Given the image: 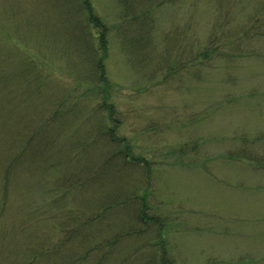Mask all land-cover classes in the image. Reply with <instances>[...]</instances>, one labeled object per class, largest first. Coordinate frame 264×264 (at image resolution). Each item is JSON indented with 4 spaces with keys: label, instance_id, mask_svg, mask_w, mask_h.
I'll list each match as a JSON object with an SVG mask.
<instances>
[{
    "label": "rangeland",
    "instance_id": "1",
    "mask_svg": "<svg viewBox=\"0 0 264 264\" xmlns=\"http://www.w3.org/2000/svg\"><path fill=\"white\" fill-rule=\"evenodd\" d=\"M124 1L90 0L109 29L108 102L118 136L152 169L150 221H140L138 201L123 203L140 199L144 172L109 160L113 146L104 136L95 141L87 126L95 118L89 106L98 123L112 125L96 111L101 98L93 90L102 87L88 78L101 52L93 51L79 1L0 0V145L15 159L7 225L21 219L29 228L27 236L17 228L0 233V253L10 243L23 249L42 241L32 222L47 204L28 207L45 195L63 208L48 210L55 222L62 212L93 220L86 238L56 247L52 264L73 254L79 264H158L160 257L161 264H264V0ZM208 46L212 59L192 63ZM24 48L41 65L30 61L31 75L25 61L18 67ZM55 99L89 106L46 122ZM116 236L113 247L108 241Z\"/></svg>",
    "mask_w": 264,
    "mask_h": 264
},
{
    "label": "trees",
    "instance_id": "2",
    "mask_svg": "<svg viewBox=\"0 0 264 264\" xmlns=\"http://www.w3.org/2000/svg\"><path fill=\"white\" fill-rule=\"evenodd\" d=\"M79 3V10L81 12V14H85L86 17V21L84 20V25L86 26L87 23L89 26L92 27L89 28L90 29V35L92 36L93 40L95 41V44L92 45L94 48V53L98 54L100 53V57L97 59V61L94 60V70L93 73L91 74V76L88 79H94L91 82H93L96 85L101 84V91H99L98 88H96L94 91V94L96 96V100L99 101L100 99V106L98 105V108L96 109L97 112L103 113L104 115V119L102 121L108 122L110 121V124L112 125L110 128H107V124H102V122L98 123L97 121V115L95 114V111L92 110L94 108H92L91 106L87 105L85 102H77V103H72V102H66L63 97V99H55L54 100V105L51 104L50 107V112H48V119L46 122L51 121V119L56 118L59 115L62 114H68L69 116H71L72 118L75 116V114H77V112L75 111V109L79 106H81L82 104H85L86 106H89L90 109H88V113L87 115L92 116L94 115L95 118L93 120H89L87 126L93 130V132L95 133V141H98L101 137L104 136L105 140H106V144H111L114 148V153H112V156L109 160H114V161H119V159L121 161H124L127 166H132L135 169L141 170L144 172V176H145V180L147 185L146 188L144 189V192L142 194V196H139L140 199L136 200V198H130L127 200H124L123 203H127V202H133L135 203V201H138V204H141L142 207L140 209V221L142 220H147L150 221V219L148 218V192L151 188V167H150V163L146 160H144V158L136 156L133 152V149L130 145V143L128 142V140L126 138H121L120 136H118V130L120 128V123L118 122L116 116V109L115 106L112 103H109L108 101L111 98V90H110V82L107 79L106 76V66H105V61L108 58V54H109V49H108V41H107V36H108V32L109 29L108 27L103 24L101 22V19L99 16H97L95 14V10H94V6L92 5V3L90 2V0H78ZM123 4L126 6L125 1L122 0ZM127 11V9H126ZM137 18V17H136ZM135 19V17L133 18ZM10 39V37H9ZM9 43H11L9 41ZM97 45V46H96ZM16 46V45H15ZM211 46H208V48L203 51L202 53H200L198 56L197 54H193L191 57V61L192 63H196L198 60L200 59H204L205 61H210L212 59L213 56V52H212V48L209 50ZM20 49L22 47H19ZM26 48H24V50H20L18 51L19 57L23 56V58L21 59V62L19 61L18 64V60H14L20 67L22 65V62L25 61L26 63V68L24 69L25 72L28 73H33L32 67L29 65L30 61L31 63L35 64V66L37 67H41L40 64H38L35 61H32L28 58H25L26 55ZM11 55L12 51L9 52ZM38 54H42L41 52H38ZM36 69V68H35ZM69 69V68H68ZM23 70V72H24ZM30 73V75H31ZM70 74V73H69ZM28 75V76H30ZM44 77V75H42ZM31 77V76H30ZM41 77V76H40ZM72 78H73V74H72ZM42 79V77H41ZM46 81H43V83ZM66 94V92H65ZM64 94V96H65ZM57 98V97H56ZM62 108L61 110H59V108ZM83 107V106H82ZM85 110L87 107H84ZM87 111V110H86ZM50 116V117H49ZM103 135H102V134ZM34 138H36L34 136ZM0 144H3V140L0 137ZM102 144V143H100ZM111 147V146H110ZM3 145H0V168L4 170H2V173H0V178H2V186L0 184V189H1V194H2V198L0 199V233L2 234H7L8 230H11L13 228H17V232L23 233V235L25 234L26 236L29 234V228L27 227L26 224H22L24 222V220L20 219V222H17L15 224H12L11 227L8 228L9 225H7V217L9 216L10 212L7 213V203H8V194H9V188L11 186L12 183V175H13V171H14V167L13 164L15 163V159H10V158H5L3 151H2ZM6 160H11L9 162L6 163ZM32 161V158H31ZM24 162V161H23ZM12 163V164H10ZM19 164V163H18ZM32 165V164H31ZM106 165V164H105ZM104 165V166H105ZM101 168L99 167L100 170ZM24 171H28V170H32L31 166L28 170H26L23 167ZM97 174H95L96 177ZM91 178L89 176H85L84 178V182L81 183V185L83 186L86 181ZM77 179V178H76ZM74 179V180H76ZM74 180H71V184L69 186V188H67V190H72L73 189V185H74ZM5 182V183H4ZM61 183H62V178L58 181V185L61 188ZM56 184V185H57ZM56 185L54 188H51L49 193H51L52 191L56 190ZM76 186H79V184H77ZM81 186V187H82ZM47 197V196H46ZM59 199H50L48 200V198L45 199V195L36 198H33V203L28 207V212H31V208L32 207H43L45 206V204H47L49 207H47V205L43 208H37V209H47L45 212H42L41 210H37V214L39 215H35L33 216L35 218V220L32 222L33 224V228L34 230H39L41 233H43L44 238L42 239V241L40 243H32V242H27L24 244V246L22 247L23 249L19 248L17 243H10L7 247V250L4 253H0V264H39L40 260H39V255H43V257H46L47 259H49V263L52 264L53 263V253L55 251V249L59 248V246H62V244H65L66 241L68 240H72L74 237H85L88 233H89V229H88V225L90 222H93L92 219H80V218H76L75 216H73L70 213H61L62 215V221L61 222H55L53 220V218L49 217L47 214L51 213L50 210L51 208H54L56 210H58L59 208L63 209L62 206L59 205ZM44 204V205H42ZM58 204V205H57ZM112 204V203H110ZM113 206L112 205H108L106 207H104V211L102 212L103 214L106 213L108 210H110ZM7 213V214H6ZM102 214V215H103ZM32 215V214H31ZM45 216H48V218H46L43 222L42 221H38L36 219L39 218H43ZM99 216H97V218L95 220L98 219ZM51 220H50V219ZM158 220V219H156ZM50 221L52 223H50ZM154 221V220H152ZM35 224L37 225V228L35 229ZM51 224H55V229L56 231L52 230L50 227H54L51 226ZM27 227V229H26ZM31 228V230H33V228L31 226H29ZM86 238V237H85ZM160 238L162 240V234L160 233ZM120 240L119 236L110 238V241H108V244L110 243L111 246L115 247L114 245L117 244V242ZM85 240L81 241V243L79 245L84 244ZM41 243H46V246L44 247V249L38 254L36 252V247L37 245L41 244ZM29 245V246H28ZM99 246V245H96ZM109 246V245H108ZM57 247V248H56ZM30 248V249H27ZM98 248V247H97ZM96 248V249H97ZM27 249V250H25ZM19 250L21 251L20 256L18 257V259L12 261V255L14 253V251ZM94 251V249H93ZM85 255L87 256V252H84ZM73 254V253H72ZM74 254L70 257L69 261L66 264H79V258H73ZM75 257V256H74ZM86 258H81L80 261L84 260ZM11 261V262H10ZM161 261L163 263V259L160 257V262L158 261V264H161ZM84 262H82L81 264H84Z\"/></svg>",
    "mask_w": 264,
    "mask_h": 264
}]
</instances>
